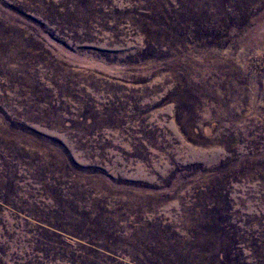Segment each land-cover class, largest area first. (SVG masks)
<instances>
[{"label":"rangeland","instance_id":"obj_1","mask_svg":"<svg viewBox=\"0 0 264 264\" xmlns=\"http://www.w3.org/2000/svg\"><path fill=\"white\" fill-rule=\"evenodd\" d=\"M0 264H264V0H0Z\"/></svg>","mask_w":264,"mask_h":264}]
</instances>
